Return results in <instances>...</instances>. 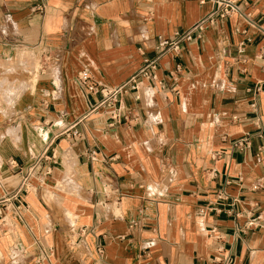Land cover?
I'll list each match as a JSON object with an SVG mask.
<instances>
[{"label": "crops", "instance_id": "crops-1", "mask_svg": "<svg viewBox=\"0 0 264 264\" xmlns=\"http://www.w3.org/2000/svg\"><path fill=\"white\" fill-rule=\"evenodd\" d=\"M235 1L174 53L214 1L0 0V264H264V0Z\"/></svg>", "mask_w": 264, "mask_h": 264}, {"label": "built area", "instance_id": "built-area-1", "mask_svg": "<svg viewBox=\"0 0 264 264\" xmlns=\"http://www.w3.org/2000/svg\"><path fill=\"white\" fill-rule=\"evenodd\" d=\"M205 0H199L200 3H204ZM215 3V9L203 20H201L199 23H197L194 27H192L187 33L184 34H178L174 37L172 41L166 40V39H160L158 43V49L161 52H165L168 50H172L174 53H177L179 50V45L181 42L190 41L191 34L194 32H201L202 27L206 24H211L215 19H225L227 17L233 16V15H241L240 10L236 4L235 0H212ZM143 64H145L144 67H142L138 74L139 76L143 77H151L154 78L153 71L155 69V65L153 62H147L145 61ZM77 85L85 88L88 92H95L96 88L91 83L89 74L87 72H82L80 76L77 78ZM123 86H119L117 88L107 90V89H101L100 95H101V101L100 103L93 108V110H97L102 107H106L108 109H111L110 116L112 119H117L120 116L119 108H115L116 103L118 102V96L123 90ZM137 83L136 81H132L130 88L132 90L136 89ZM247 92L250 94L251 100L249 103V112L253 115V124L256 128H261V120L259 116L257 115V99L261 92V88L259 85H256L250 89L247 90ZM245 117H235L232 119L233 122H239L243 120ZM126 120L127 117H124ZM73 136H77L76 132H73ZM249 146V140L247 137H243L239 140H236L233 143V147L244 151ZM95 154L91 152L89 154L90 161L94 160ZM33 167L30 168V171L28 174L32 173ZM225 197L224 194L220 195V198L223 199ZM222 264H230L231 261L229 258L225 257L221 260Z\"/></svg>", "mask_w": 264, "mask_h": 264}, {"label": "rangeland", "instance_id": "rangeland-1", "mask_svg": "<svg viewBox=\"0 0 264 264\" xmlns=\"http://www.w3.org/2000/svg\"><path fill=\"white\" fill-rule=\"evenodd\" d=\"M7 71V70H6ZM8 76L0 77V109L13 99L15 91L13 90L14 84L8 83ZM5 97H8L5 99Z\"/></svg>", "mask_w": 264, "mask_h": 264}]
</instances>
